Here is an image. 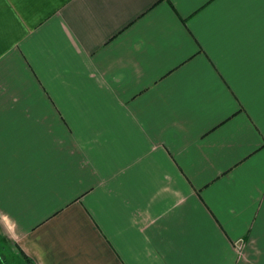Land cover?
Returning a JSON list of instances; mask_svg holds the SVG:
<instances>
[{"label": "crops", "instance_id": "1", "mask_svg": "<svg viewBox=\"0 0 264 264\" xmlns=\"http://www.w3.org/2000/svg\"><path fill=\"white\" fill-rule=\"evenodd\" d=\"M0 238L264 264V0H0Z\"/></svg>", "mask_w": 264, "mask_h": 264}, {"label": "rangeland", "instance_id": "2", "mask_svg": "<svg viewBox=\"0 0 264 264\" xmlns=\"http://www.w3.org/2000/svg\"><path fill=\"white\" fill-rule=\"evenodd\" d=\"M0 255L8 259L11 264H25L26 259L14 248L0 238Z\"/></svg>", "mask_w": 264, "mask_h": 264}, {"label": "flooded vegetation", "instance_id": "3", "mask_svg": "<svg viewBox=\"0 0 264 264\" xmlns=\"http://www.w3.org/2000/svg\"><path fill=\"white\" fill-rule=\"evenodd\" d=\"M0 264H11L10 261L5 258H3L1 255H0Z\"/></svg>", "mask_w": 264, "mask_h": 264}, {"label": "trees", "instance_id": "4", "mask_svg": "<svg viewBox=\"0 0 264 264\" xmlns=\"http://www.w3.org/2000/svg\"><path fill=\"white\" fill-rule=\"evenodd\" d=\"M23 258H24V256H23Z\"/></svg>", "mask_w": 264, "mask_h": 264}]
</instances>
